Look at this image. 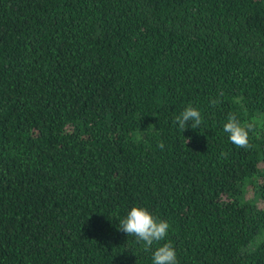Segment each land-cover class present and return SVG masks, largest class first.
I'll return each mask as SVG.
<instances>
[{"label": "trees", "instance_id": "16d2710c", "mask_svg": "<svg viewBox=\"0 0 264 264\" xmlns=\"http://www.w3.org/2000/svg\"><path fill=\"white\" fill-rule=\"evenodd\" d=\"M133 206L170 225L148 252L119 230ZM166 242L264 264V0H0V264H153Z\"/></svg>", "mask_w": 264, "mask_h": 264}, {"label": "clouds", "instance_id": "9594fccd", "mask_svg": "<svg viewBox=\"0 0 264 264\" xmlns=\"http://www.w3.org/2000/svg\"><path fill=\"white\" fill-rule=\"evenodd\" d=\"M189 122L190 125H189ZM174 123L184 132L187 127L196 129L202 123L201 112L188 105L175 117ZM256 127L254 121L242 123L237 116L230 114L227 122L223 125V131L228 134L230 142L238 148L249 149L252 145L249 142V133ZM161 150L164 143L157 144ZM222 155H227L222 153ZM170 225L167 221L160 220L153 216L145 207L133 206L126 217L120 221L119 230L128 236H133L138 243L142 244L143 250H152L154 244L164 241L168 236ZM153 264H178L177 253L170 242L163 243L152 252Z\"/></svg>", "mask_w": 264, "mask_h": 264}]
</instances>
